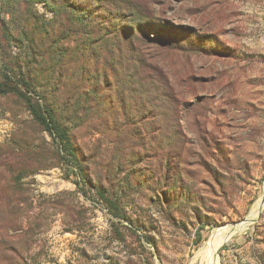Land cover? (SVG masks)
Returning a JSON list of instances; mask_svg holds the SVG:
<instances>
[{
	"label": "rangeland",
	"instance_id": "1",
	"mask_svg": "<svg viewBox=\"0 0 264 264\" xmlns=\"http://www.w3.org/2000/svg\"><path fill=\"white\" fill-rule=\"evenodd\" d=\"M7 74L67 99L83 173L0 97V264H201L249 219L218 264H264V0H0Z\"/></svg>",
	"mask_w": 264,
	"mask_h": 264
},
{
	"label": "trees",
	"instance_id": "2",
	"mask_svg": "<svg viewBox=\"0 0 264 264\" xmlns=\"http://www.w3.org/2000/svg\"><path fill=\"white\" fill-rule=\"evenodd\" d=\"M87 15H80V17L86 18ZM86 34H92V31H87L84 28ZM120 52L127 53V45L124 47H119ZM16 75V74H15ZM30 76V75H29ZM16 79L7 74L3 82H0V97H5L8 95H17L21 98L28 109L31 112V115L34 121L41 126L44 131L50 132L55 139L59 140L61 145L62 159L67 167V170L75 173V168L82 174V166L80 164L79 150L74 139L73 127L69 126L67 119H65V108L63 107L67 99L64 97H58V94H52L47 87L41 89V91H36V87L30 82H27L26 76L19 74L15 76ZM19 80V87L16 81ZM89 81V80H87ZM26 91H25V90ZM57 90V87H52L51 90ZM29 92H32L35 95L33 97ZM77 95L89 98V100L98 96V92L95 88H87L86 86L80 87L78 89ZM62 100H64L62 102ZM72 117L69 122H77L79 110L76 105L72 107ZM76 124V123H75ZM98 194L105 199L111 206L112 209L118 211V203L114 199H110L103 188H97ZM117 216H121L117 213Z\"/></svg>",
	"mask_w": 264,
	"mask_h": 264
},
{
	"label": "bare ground",
	"instance_id": "3",
	"mask_svg": "<svg viewBox=\"0 0 264 264\" xmlns=\"http://www.w3.org/2000/svg\"><path fill=\"white\" fill-rule=\"evenodd\" d=\"M260 209L261 202L258 203L257 207L255 208V212L252 214L253 219L259 216ZM249 225H243L236 228H228L223 231L216 232L213 237L208 242H206L203 248H201V250L197 253L196 259L200 260L201 264H218L220 249L225 244H227L237 232L243 231Z\"/></svg>",
	"mask_w": 264,
	"mask_h": 264
},
{
	"label": "water",
	"instance_id": "4",
	"mask_svg": "<svg viewBox=\"0 0 264 264\" xmlns=\"http://www.w3.org/2000/svg\"><path fill=\"white\" fill-rule=\"evenodd\" d=\"M252 221H250V220H246V221H244V222H242V223H240V225L241 226H245L246 224H249V223H251Z\"/></svg>",
	"mask_w": 264,
	"mask_h": 264
}]
</instances>
